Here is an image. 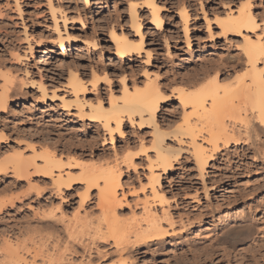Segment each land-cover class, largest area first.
Listing matches in <instances>:
<instances>
[{
  "label": "rangeland",
  "instance_id": "obj_1",
  "mask_svg": "<svg viewBox=\"0 0 264 264\" xmlns=\"http://www.w3.org/2000/svg\"><path fill=\"white\" fill-rule=\"evenodd\" d=\"M146 2L149 4L148 0H106L101 4L98 0H51V7L58 9L51 13L47 0H0V63L7 57L8 63L1 65L6 69L14 66L11 72L18 70L17 75L29 79L27 83L21 78L25 102L11 100L6 113L0 112L1 136H5L0 146V264L18 263L23 258L25 264H264V136L255 144L244 135L246 124L241 119L227 122L231 130L241 131L233 129L238 136L242 134V140L237 146H222L202 173L192 155L185 153L188 146L182 144V158L168 173H161L160 186L156 185L166 199L158 204L150 198L148 187L151 169L160 173L150 165L154 160L148 146L152 129L124 122L122 136L114 132L111 140L103 124L86 122L76 103L73 105L67 86L71 72L85 85L79 95L82 112L91 105L108 108L111 99L118 101L125 89L154 84L168 99L158 123L172 131L182 123L184 112H190L174 96L181 86L215 69L221 85L234 84L248 65L245 40L258 36L264 40V0H152L154 5L149 7ZM246 2L256 17V29L241 35L222 33L218 18H226L242 3L248 6ZM131 6H136L140 33L130 19ZM153 9L161 15L160 28L152 24ZM184 9L189 18L183 20ZM51 14H56L55 19ZM55 23L72 39L65 55L50 41L56 38ZM122 35L142 43L140 54L125 60L116 57L115 38ZM30 45L36 48L33 58L28 54ZM211 76L213 79L214 74ZM42 87L48 95L45 98H41L46 94ZM54 92L57 98L52 101ZM61 98L75 109L63 110ZM140 143L148 148L145 155ZM166 143L179 147L171 140ZM41 153L63 160L57 174L70 172V190L63 186L57 192L52 184L56 177L38 174L35 167L26 177L3 170L19 155L31 160ZM130 154L134 155L132 164L125 163ZM37 162L42 166L41 160ZM110 164L122 172L120 203L113 214L117 223L113 225L131 233L133 242L126 240L127 244L119 237L123 243L116 244L113 236L105 235L114 216L104 219L96 190L90 189L84 199L86 183L80 181L84 173ZM151 215L159 218L166 235L159 241L136 243L132 228L139 223L145 227ZM246 222L252 229L249 238L235 244L223 240L232 224ZM11 250H18L16 255L23 258L14 259Z\"/></svg>",
  "mask_w": 264,
  "mask_h": 264
},
{
  "label": "bare ground",
  "instance_id": "obj_2",
  "mask_svg": "<svg viewBox=\"0 0 264 264\" xmlns=\"http://www.w3.org/2000/svg\"><path fill=\"white\" fill-rule=\"evenodd\" d=\"M47 1H49V4H50V6L48 4V6L50 7L49 8L50 12L52 10V12L55 13L57 8L53 6V8L55 9L54 10L51 7L52 6L51 0H47ZM98 1H99L98 4H101L102 2H105L106 0H98ZM145 1L146 0H143V3H145ZM148 3L150 5H154L152 0H148ZM19 4L20 3L16 2L15 7L16 9L18 8V11L20 12L21 5L19 6ZM149 4H147L146 7ZM247 4L248 6L242 3V6L239 5L238 6L239 8L234 9L236 10L234 13H230V15L227 14L226 18L225 17L224 18L219 17L220 19L218 18L217 21H218L219 26L222 29L220 30L223 31L222 33H225L228 35H233V34L241 35L244 32H247V31L252 32L253 30L256 29V26H257L256 24H258L256 23V19H255L256 17L251 13L252 12L250 11L251 9L249 10V3ZM133 5H135V3ZM137 6H139V4ZM130 11H131L130 19L131 21L134 22L133 24L134 29L135 31L137 30V32L140 33L142 25L141 23H139L141 21L138 22L137 20L139 17H137L138 12L136 11V6H131ZM51 15L54 18L56 14L55 15L51 14ZM160 16H159L157 9L152 10L151 21L154 26L155 25L157 26V28L158 26L160 28L162 24V20ZM186 18H189L188 12L186 9H184L182 11V19L184 20ZM56 20H58L57 17H56ZM55 22L57 23V21ZM56 23H55L56 28L54 30L56 32L55 33L56 36L54 37L56 38L54 39L52 38L53 40H50V41H52L53 47L59 49L60 51H62L61 52L62 55H65L66 51L73 45L72 39L70 38L69 34L68 35L65 34L64 36L63 35L64 33L61 32V30H59L58 28L59 26H57L58 23L57 24ZM247 36L245 35L244 37L247 38ZM127 37L128 36L125 37V35H122V37L116 36L115 38L116 39L115 41L116 57L120 60H125L128 57L135 56L137 53L141 51L142 49L141 47L143 46L141 42H140L141 44L140 45L139 42L138 43L134 42L135 40L132 41L131 39ZM260 38L261 37L258 36L256 40H252L250 37L245 40L244 52L246 53L248 65H247V68L244 69L245 72H243V69H242V73H238L239 76L238 75L236 76L237 80L235 79L236 82L234 81L235 82L234 84H231V85L229 84L226 86L221 85L220 84L221 82L218 81L219 80L218 79V69H215V70L212 69L213 71H217V72L211 73L213 71L211 72H209V70H207L206 72L204 71L206 73L205 74L203 72L205 75H203L202 77L199 76L200 78H197V79L194 78L195 80L192 79L193 81H191L190 83L188 82L187 85H184L185 87L181 86L182 88L178 89L176 95L174 96H176V99L183 106V109L184 110L189 109L187 112L189 111L190 112L189 113L184 112V115H182L183 117L181 120L182 123L179 124L178 127L176 126L177 127L176 129L169 131V132H168L169 128H167L169 126L166 127L168 130L167 129L165 130L164 127L159 125L158 123L159 114L163 111L164 105L168 102V99L165 93L163 92V90H161L160 87L157 85H154V84L151 86L146 85L144 88H135L134 90L131 89L132 91L129 89H125L124 93L122 92V97L118 101L117 99L113 101L114 100L113 98L111 99L112 102L109 101L110 103L108 104L109 105L108 108L104 107L102 104H98L97 106L91 105V108L88 109L89 111L87 112H82L81 109L83 107L82 105H80L82 104V102H80L79 98H81V96L79 97V95L85 90V85L80 79L81 77L79 78L77 73L73 72L74 74H72L71 72V74L69 75L70 79L68 80L67 86H69V88L71 89L70 93H72V96H73L72 99H74L73 105L75 106V103H76V106L80 109V110L77 109L78 111L77 110L76 111L82 114L81 117L84 118L86 122H99L103 124L102 128L104 127V129L107 130L108 134L110 135L111 140L113 139L112 133L114 132H116L117 134H121L120 136H122L123 134L122 126L124 122L130 123L132 124V126L133 124H136V126L140 128L145 127V128L152 129V133H153V137H151L152 143L150 142L151 144L150 145L148 144V146H151L149 149H151V153L154 154V157L152 156L153 158L151 157L149 158L154 159V160H151L150 165L152 168H155L160 173L156 174L155 171H154L155 173L152 171L154 169H151V173H150L151 176H149L150 178L148 179L149 180L148 187L150 188L149 190H151L150 194H152V197L150 198H153V200L155 199V202L160 204L159 202L161 201L163 202L165 197L162 193H159L157 191L156 185L159 184L157 187L160 186V177H162L161 173L163 174L168 173L170 170L174 168V165L177 164L179 160L182 158V154L184 152L183 151L184 149L181 148L182 144H186L188 146L185 153L187 152L192 155L191 157L193 158L194 164L197 167L196 169H198L197 171L202 173L203 171H205V169L208 166H210V163L214 160V155L217 152L221 151V148H223L222 146L228 147L230 143H232L234 146H237L240 140H242L239 138L241 137L240 135L242 134H239L238 136V133H240L241 131L238 132L237 130H235L236 128L235 129L233 128V129L237 131L238 133H236L233 129L231 130L230 125H228L227 122L229 121L232 122L235 120L240 121L241 119L243 123L246 124V129H244L246 130L245 132L246 134L244 133L243 134L245 136H248V139L251 138L252 140H255L254 142L255 144H258L257 142L259 141L261 142V136L262 137L264 136V40ZM2 40H5V39H2ZM37 48H39V46ZM9 49H13V48L10 47ZM35 52H36L35 46L30 45L28 47V54L31 56V58H33ZM16 58L18 59V57ZM4 59L6 60L7 57L3 58V60ZM3 60L2 62L8 61V60L7 61L5 60L3 61ZM9 60H10L9 61L10 63L11 59ZM43 63H45V59ZM260 64H262L263 66L259 68ZM4 65L5 64L0 66V112L6 113L9 102L11 100L12 101L15 100V102L17 101L19 103L25 102L26 93L22 89L23 85L25 84V83L24 84L22 83V80H21L22 75H20L21 76L20 77L19 74L18 75L16 74L18 73L17 69H16L17 71L13 70V71H16V73L11 72V69L14 66L10 67L11 69L8 68L9 69L8 70L4 68L5 67ZM1 67L8 71L1 69ZM211 74H214L213 79H211L213 76V75L211 76ZM25 77L26 76H24L23 77L24 79L23 78L22 79L25 80ZM28 80H25V82L28 83ZM30 81L33 82L32 80ZM30 81L29 83L32 84ZM33 83L35 84L36 82H33ZM40 89H42V92L46 93L45 92L46 89L43 90V87ZM46 95L47 93L44 94V96L42 95L43 97L41 98H45ZM56 95L57 94L55 92L51 94L50 98L52 101H55V99L57 98ZM43 102H44V99H43ZM61 103H62V106L60 107L63 110H68V108L73 107L71 106L72 103H69L65 100L61 101ZM1 133L2 134H0V146L2 145V142H3L2 139H5V136L4 138L1 136V135H4L3 134L4 132H1ZM168 140H171L172 142L177 143L178 144L177 146L179 147H176L177 148L176 149L175 146L172 147L169 144L167 145L168 142L166 143V141ZM263 140L264 139L262 138V141ZM263 143L264 142H261V144ZM139 146H142L141 150L143 154L145 155L147 153L146 150L148 148L146 149L144 144H141ZM258 147L260 148L263 146H258ZM263 148H262V151L264 150ZM32 151H33L32 153L36 152L34 150ZM258 151H260V149ZM256 153L259 154L258 152ZM32 155H35V153ZM21 156L22 155H19L18 157H16L15 158L16 161L13 159V162L14 161L15 162L13 163L12 166H10L11 169L8 167L7 168L5 167L3 168V170L4 171L10 170L11 172H13L14 174L13 176L26 177L30 174L29 169L31 167L34 169L35 167L36 173L38 172V174L39 173L44 174V175L48 174L51 177L53 175L56 177L55 179L52 178L53 180H55L54 182H52V184L53 186H56V189H58L57 192L58 191L60 192L63 186H65L66 190L71 189V185H72L71 181L73 180V178H72V175H70V172L69 171L63 172L65 173L64 175H61L62 172H60V174H57L59 173V169H61V166H64L62 165L63 160L58 159V157H56L57 155L51 156V153L50 155L49 154L43 155L41 153L39 155L40 157L36 158L38 156V153L36 152V155H35L36 157H34V159H31V160H26V158H23L24 156L22 157ZM258 156L260 157L261 154ZM263 157H264V154H263ZM125 158H126V160L124 161L125 163L129 162L130 164H132L134 160V155L130 154ZM37 160H41L42 166L40 167L42 168L38 167ZM104 167L103 168L101 167V169L99 168V170H96V171L93 170L94 172L92 173L90 172L84 173L83 176L84 175L85 176L84 177L81 176V178L83 179H80V181L83 180L86 183L87 193L84 199L87 198V194L90 189H94L97 191L98 199H99L98 201L100 204L99 206L102 208V214L105 216L104 219H107L108 216L111 217L114 214L116 210V205L120 203L118 194L122 186L121 185L122 172H121V169L120 168L118 169V166L116 165L115 166L107 165ZM35 169H34V172H35ZM155 202L153 201V204ZM11 204H13L12 201H11ZM2 206L0 205L1 211H2ZM150 209L148 210V212L153 214L152 209L151 210ZM115 216L113 218L114 221H115ZM112 218H111V221H113ZM109 219L110 218H108V220ZM114 221L111 222V225H108L105 227V229L107 228L106 230L107 233H105V235L108 234L110 235V237L113 236L112 238H115L114 241L115 240L116 241L114 243L116 244L123 243V241L122 242L119 241L120 239L124 240V242L127 244V241L131 240V238L129 237V234L131 233L126 232L125 230V232L128 235V238H130L128 239L126 235L124 236V234L126 233H124V231L122 232V230L124 229H122L121 227L118 228L117 226H115L117 222L116 221L114 222ZM114 223L115 225H113ZM132 229L134 231L133 233H135V235L134 234L133 235L135 236L134 240H136V243L139 242V243H144V244L145 243L147 244V241L155 242V241L161 240L166 235L165 233L167 232V231L165 232L164 229L166 228H163L162 224L159 221V218L155 217V215L153 216L152 220L146 221L145 227L142 226L141 223H139L135 225ZM227 229L228 231L226 233V236L223 238V240H227L229 241V243L232 242L233 244H235L236 242L240 240L249 238L252 234V229H251V226L248 224V222L243 223V224H238L236 226H233L232 224V226ZM120 232L122 233L121 236L119 235ZM118 237L120 239H118ZM125 237L126 239H124ZM131 241L133 242V240ZM17 251L11 250L10 254L12 255L15 252L12 257L14 259L18 258V260L20 259L19 257H21L22 259L23 256H20V254L16 255V253H18ZM14 256H17V257H14ZM24 260L25 259L23 258L21 262ZM25 261L23 262V264L27 263ZM21 262H18V263L12 262V263L22 264Z\"/></svg>",
  "mask_w": 264,
  "mask_h": 264
}]
</instances>
